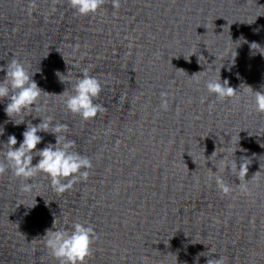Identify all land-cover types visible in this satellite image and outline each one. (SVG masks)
Listing matches in <instances>:
<instances>
[{"label": "water", "instance_id": "1", "mask_svg": "<svg viewBox=\"0 0 264 264\" xmlns=\"http://www.w3.org/2000/svg\"><path fill=\"white\" fill-rule=\"evenodd\" d=\"M258 3L120 0L114 9L105 0L95 15L81 16L69 0H0V67L19 60L50 94L66 88L72 94L68 80L88 69L103 85L96 103L106 109L84 121L67 110L66 96L48 95L41 97V111L30 113L68 125L66 135L93 167L87 180L64 193L42 173L30 192L20 190L26 181L10 171L0 176V264H59L42 239L54 219L57 229L75 222L94 228L98 238L87 264L129 262L218 105L207 81L219 78L220 69L221 80H229ZM57 71H69L65 84ZM161 93L167 94L166 111ZM5 105L0 104V143L9 135L19 142L26 124L14 126ZM40 135L38 148L55 143L52 135Z\"/></svg>", "mask_w": 264, "mask_h": 264}, {"label": "clouds", "instance_id": "2", "mask_svg": "<svg viewBox=\"0 0 264 264\" xmlns=\"http://www.w3.org/2000/svg\"><path fill=\"white\" fill-rule=\"evenodd\" d=\"M69 2L79 15L89 16L98 13L105 0H69ZM112 6L114 9H118L120 0H112ZM240 42L238 41L236 44L240 46ZM244 42L247 43V41ZM236 49L234 63L238 55ZM250 49L252 55L257 53L264 55V47L256 42L250 43ZM230 60L233 63V60ZM0 73H5L4 77L0 79V104L6 102L4 112L14 126L19 127L26 124L21 141L18 142L15 135H9L6 142L0 143V176L10 171L13 176L26 181L21 185L22 192L32 191L35 188V178L41 173L51 179L53 189L58 193L71 190L76 183L87 180L89 170L93 167L92 161L75 150V141L66 135L68 125L55 123L52 116L45 118L32 116L30 113L41 111L39 102L42 96H66L64 103L68 111L73 115L80 116L84 121L92 120L106 110L103 105L96 103L103 91L100 79L90 75L88 69H84L74 82L68 80V83L71 84L72 94H69L68 88L61 94H50L35 81L36 73L30 72L25 64L15 58L6 66L0 67ZM56 75L59 81L65 84L70 73L68 71L65 75L57 71ZM196 75L198 74L193 76ZM242 86L251 90L255 110L258 113H264V91H254L251 86ZM206 87L209 93L214 94L220 100L235 98L241 94V88L237 90L230 86L228 80H221V69L219 78L209 79ZM166 96V93H161V108L165 111L168 108ZM13 117H22V119L17 121ZM27 117H32L33 120L39 119L41 122L34 124L32 120H26ZM40 133L52 135L55 138V143L49 142L45 147L38 148V145L44 142V137ZM4 134L5 129L0 126V136ZM18 143L19 147H17ZM229 151L231 152V149ZM237 151L243 153L246 150L238 146L232 152L233 159L229 160L228 155H222L219 166L214 165L217 171L213 172L210 169L208 179H215L218 189L224 194L232 191L230 185L220 175L226 169L241 181L240 188L242 190L245 188L244 181L252 160L247 156H241L238 165L235 158ZM214 155L215 152L212 156ZM36 157H39V160L33 164ZM97 238L94 228L87 223L75 222L70 225V229H57L56 219H54L53 228L46 230L42 239L50 254L59 261V264H87V259L91 256L92 244ZM200 255L205 256L204 253ZM208 264H224V261L220 257L218 260L210 259Z\"/></svg>", "mask_w": 264, "mask_h": 264}]
</instances>
